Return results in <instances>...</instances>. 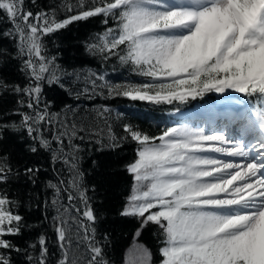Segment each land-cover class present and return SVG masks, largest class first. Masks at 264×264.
Segmentation results:
<instances>
[{
    "label": "snow or ice",
    "instance_id": "6c2138e0",
    "mask_svg": "<svg viewBox=\"0 0 264 264\" xmlns=\"http://www.w3.org/2000/svg\"><path fill=\"white\" fill-rule=\"evenodd\" d=\"M95 18L105 27L85 52L101 64L119 61L143 82L111 83L99 67H65L51 53L46 41ZM0 39L14 45L0 47V70L18 60L24 78L0 73V98H16L0 113V264H112L82 161L85 146L118 153L129 143L132 183L118 215L138 227L125 264H157L141 242L146 232L158 264H264V0H61L47 8L0 0ZM210 93L224 106L205 110L214 129L176 123L159 136L97 103L126 98L179 113ZM10 135L27 141L33 163L12 165ZM43 154L54 173L44 202L54 213L44 218L51 238L4 191L21 176L36 183L47 171L36 159ZM29 228L36 239L16 243Z\"/></svg>",
    "mask_w": 264,
    "mask_h": 264
},
{
    "label": "trees",
    "instance_id": "16d2710c",
    "mask_svg": "<svg viewBox=\"0 0 264 264\" xmlns=\"http://www.w3.org/2000/svg\"><path fill=\"white\" fill-rule=\"evenodd\" d=\"M61 0H37L40 8H47L57 5ZM74 3L75 0H72ZM35 10V8L33 9ZM61 11L59 15H64ZM111 23V22H110ZM105 26L99 18L86 22H80L71 25L67 30L53 37L48 43L51 53L58 57V62L65 67L84 66L92 68L98 67L106 72L107 78L111 83H141L144 78L137 76L129 68L122 66L119 61L113 59L106 64H101L99 60L89 56L85 52V45L91 37L103 30ZM0 47L12 49L14 45L6 40L0 39ZM15 56V53H12ZM19 61H13L6 69L0 70L9 80L23 83V76L16 70ZM49 99L58 97V90H48ZM65 103H72L70 97H64ZM97 103H107L113 109V116L119 114L121 120L132 123L141 130L155 136H159L166 127L176 124L173 118L175 112L169 105H154L150 102H133L126 98H115L108 101H97ZM16 107V98L11 95H5L0 98V113ZM188 105H180L181 110ZM18 119V117H13ZM119 131V129H117ZM26 140L10 135L6 148L10 153L12 165L16 168H23L25 165L33 163V157L24 152ZM86 151L82 161V168L85 170L86 184L95 189L93 195V205L101 217L98 225V234H107L111 241L108 249L109 258L112 264H125L127 250L134 243V232L138 225L127 218L118 215L119 210L125 202L132 179L125 170V165L134 159V144H126L122 150L117 152L99 151L97 146H85ZM39 163L47 171H42L36 178V183L28 179L21 178L10 183L6 191L13 199L20 203L19 212L25 217L30 225H39V231L47 232L51 238L52 232L48 227L47 215L49 218L53 215V210L45 208V201H50L52 193L45 187L48 180L53 179L54 173L50 167L46 154L37 157ZM93 161L95 163H93ZM36 231L32 228L26 229L24 238L17 239L15 242L21 246L32 243L36 239ZM141 242L148 245L153 251L154 259L159 262L157 254L158 244L151 233L146 232L141 237ZM21 259V258H17Z\"/></svg>",
    "mask_w": 264,
    "mask_h": 264
},
{
    "label": "rangeland",
    "instance_id": "374dc122",
    "mask_svg": "<svg viewBox=\"0 0 264 264\" xmlns=\"http://www.w3.org/2000/svg\"><path fill=\"white\" fill-rule=\"evenodd\" d=\"M218 97L217 94L210 93L205 96L203 100H196L192 101L190 104H187L188 107L181 110L179 113H174L173 118H176L177 123H192L193 125L201 124L208 128L209 130L214 129L215 125L207 124L206 120L208 119L207 114H202V110L204 108V105H210V106H216L218 104ZM225 158V157H220ZM240 163H243V161H240ZM127 258V256H126Z\"/></svg>",
    "mask_w": 264,
    "mask_h": 264
},
{
    "label": "bare ground",
    "instance_id": "6f19581e",
    "mask_svg": "<svg viewBox=\"0 0 264 264\" xmlns=\"http://www.w3.org/2000/svg\"><path fill=\"white\" fill-rule=\"evenodd\" d=\"M217 97H218V99H219L218 104L216 105L217 108H218V110H224V106H223V105H220V100L222 99V97H220L218 94H217ZM211 107H212V106H210V105H204V108H203V110H202V114H203V115L206 114L205 110H206V109H209V108H211ZM229 110H230V109H229Z\"/></svg>",
    "mask_w": 264,
    "mask_h": 264
}]
</instances>
